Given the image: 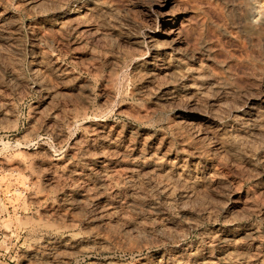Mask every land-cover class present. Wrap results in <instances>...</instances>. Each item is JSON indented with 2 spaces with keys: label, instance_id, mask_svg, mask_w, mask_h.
Wrapping results in <instances>:
<instances>
[{
  "label": "rangeland",
  "instance_id": "1",
  "mask_svg": "<svg viewBox=\"0 0 264 264\" xmlns=\"http://www.w3.org/2000/svg\"><path fill=\"white\" fill-rule=\"evenodd\" d=\"M1 1H0L1 8L3 7L2 9H4L7 7L6 10L7 9L9 10V11L7 10L8 13L10 15L13 13L11 16L18 22V23L16 22V24L18 26L17 28L18 29L21 28L20 32H18L20 41H22L23 43L25 42V44L30 43L31 45H34V46L36 44H38L35 46V48L37 47L38 51H41V52H43L45 50L44 52L46 54H48L49 56H51V58L52 57L56 58L55 56L57 55L56 59L58 60V58H59L58 62L60 64V70L59 71L61 73V76L54 75L55 76L54 77L53 75L49 74L50 76H52V77H50L47 74L44 76L45 79H43V82H42L43 84H41L42 86H35L33 83L36 79H34L35 75L30 71V62H29L30 61V59H29L30 55H29V53H23L20 56V58L21 57L22 58L20 59L21 61H20L19 68L21 70H23V72L20 71L21 78L24 75V78L20 80V82L22 81L21 83L19 82L17 84H14V81L10 80V78L8 76H6L7 74L4 72H1V75H0V77L2 79V80L0 79V82H1L0 84H2V85H0V91H1L0 95H2V96H0V105H1L0 106L1 107L0 108V125H1L0 127L4 126V127H2L3 130H2V128H0V264H22V263L24 264V257H25V255H27V253L29 251H31L30 248L33 249L36 246H40L47 239H64L67 235H69L71 233H81L82 231L83 232L87 231V229L89 228V225H91L92 218L94 217L95 211H94V207L92 206V204H90V206H89V204H87V205L82 204L80 207V205L74 201V203L72 204L73 206L71 208H69L63 201L64 196L68 193V190H70V189H71L70 190L71 196L74 198V200H76V198H78L76 194L78 192H81V190L87 186L86 183H88V182L83 181V183H81V184H77V183L72 184L69 182L66 183L64 181H60V179H58V178L55 180L54 175H52V174H54V172L49 173L52 170H50V171L48 170V172H47V169H45V171H44V169H42V168H39L38 170H36L34 168L35 164L38 163V161L41 163L42 162H48V161H50L51 157H52L51 161L56 160L58 162L65 161V158H66V160H70V159H72V157L76 158V159H82L83 153L81 152V147L86 143V140L88 141L91 139L90 127L92 124L96 123L97 121L105 123V124H109V125L112 124L110 126H115L117 131H119L120 135L123 136L124 139L128 138L129 135H127V133L130 132V130L133 132L139 130L140 133L142 131L143 132L145 131L144 132L145 134H148L150 132H152V133L153 132H162V133L164 132V133H166L167 137L170 135L168 137V139L171 140V142L173 140L176 141L177 135H181V137L184 136L182 133L181 127L179 129H174L171 126L173 121H174L173 116L175 114L177 115L178 111L171 109V108H168V107L167 108L165 107V109L164 108H157V110L154 109L155 111L154 110L152 111L150 109L151 110L150 112L147 111L149 109L150 105L153 103V99H151L150 97H146L145 95H144L145 97L144 96L141 97L142 95L137 94L136 93L137 89L141 88L140 87L141 82L140 81H133L134 79L132 78V68L134 65L133 63L137 62L139 60H146L147 59L146 57L148 56V52L146 53L144 48H146L148 46L147 45L148 38L153 34L158 35L161 32H163L164 27L166 26V24H165L166 21L170 20L171 17H176L177 21L179 20L180 24L183 27V28H181L180 31L182 32L181 38L183 37L182 38L183 43L185 44L183 46L184 47L186 46L185 48L184 47L183 48H184V50L187 49L185 52L190 56L195 55L194 56L195 59L191 60L189 63L191 65L194 64L195 66H196V64H199L200 62L205 64L207 61V58L205 55H209L210 53H212V54H210L211 60L213 59L211 62L212 67L215 69L216 72H218L219 75L226 76L228 74L227 77H229V79L232 81V83L234 85L239 86V88L241 90V95L239 96V100H240V98H242V99L244 98L243 100L246 99V102L248 101L246 103L245 101H243L241 99L240 101L242 103L239 102L238 108H235V106L232 105V103L228 104V106L226 108V110H228V111H226L227 113H225V115L223 117L224 121H222V123H223L222 125L224 127L230 126L231 122L232 123L234 122V116L239 114L240 109H243L244 107L248 106L249 103L252 102L251 100H253L255 98L260 100L262 106L264 107V105H263L264 104V0H245L243 2H242V0H240V2H242V3H240L239 0H105V1L101 0L100 3L102 4V2H103L102 6H104L106 8V9L105 8L103 9L106 16H112L113 17V15L115 13L114 16H116L118 18L117 19V18L113 17V20H115L114 21L115 24H119V22H120L119 25H121V24L123 25V26L122 25L120 26V29L116 28V30H119V31L115 30L113 33V32H109V31L105 30L102 26L101 27L103 29L100 27L102 22L104 24V17H103V16H105L104 14H103V16L97 17L98 20L96 19V16H91V17L86 16V18L90 17L89 19L87 18L88 19L87 21H88L89 25H91L90 27L92 28V31L94 30L93 33L91 32L89 35L88 34L87 35L83 34L82 36L80 35L81 40L79 43H77L72 38V34H70V33H66V34L60 33V35H58L59 34L58 32H53V34H52V32L51 33L47 32L48 34H46V36L48 35L47 39H48V43L50 45H48V44L45 45L43 43L40 44L39 42H37L35 35L31 32V30L29 28V26L37 25L38 17L36 15L26 13V12L22 11V9H15V7L21 3V0H19V1L18 0L17 1L16 0H11V1L10 0H8V1L1 0ZM67 2H69V1H67ZM12 3H14L13 5L15 7L12 5ZM88 3H89L88 1L85 2V4H88ZM3 4H5V5H3ZM11 6H13V7H11ZM112 7H113V9H112ZM13 8L16 11H14ZM20 12H21V14H18ZM173 14H174V16H173ZM28 15H29V17H28ZM180 16H182V17H180ZM121 17H122V19H121ZM30 18H32V19H30ZM168 18H170V19H168ZM90 19H91V21H90ZM181 19H183V21ZM117 21H118V23H117ZM261 22L263 25L261 24ZM20 23H22V24H20ZM259 23H260V25L255 30H253L252 28L250 29V27L253 24H259ZM22 25H23V27L24 26L25 27L23 28ZM96 25H98V26H96ZM125 25H127V26L125 27ZM188 25H189V27H188ZM221 26H223L225 29L224 28L222 29ZM247 27H249V28H247ZM25 28H26V30H25ZM185 28H187V29L185 30ZM227 28H229L230 30L229 29L227 30ZM121 30H123V33ZM127 30H129V31H127ZM183 30H185V31H183ZM24 31L26 33L28 31V33L26 34ZM99 31L102 33H100ZM230 31H231V33H230ZM126 32H128V34ZM185 32H186V35H185ZM41 33L44 35V32H40V34ZM134 33H136V34L134 35ZM208 33H209V35H205ZM38 34H39V31H38ZM69 34H70V37L68 38ZM95 34L97 36H95ZM99 34H102V35L104 34L105 37L102 35H99ZM112 35H114V36H112ZM109 36H111L110 37L111 40L109 39ZM124 36H125V38H129V37H131V38H129V41L126 42ZM27 37H28V39H27ZM32 37H33V39H31ZM21 38H23L24 40ZM208 38H209V40H208ZM62 39H63V41H62ZM131 39H133L134 41ZM30 40H33V41H30ZM103 40H105V41H103ZM112 40H115V41L112 42ZM135 40L136 41L139 40V41L135 42ZM211 40H213V41L210 42ZM57 41H58V43H57ZM98 41L101 42V45ZM116 42H117L118 46L116 45ZM65 44L66 45L68 44V46H66ZM81 44H83V45H81ZM107 44L109 45L108 47H107ZM189 44H191V45H189ZM74 45H76L77 48ZM90 45H91V47H90ZM110 45H112L114 48ZM130 45L132 48L130 47ZM193 45H194V47H196L195 49L193 48ZM45 46L46 47L52 46L53 48L52 47L46 48ZM143 46H144V48H143ZM37 48H36V50H37ZM50 48H52V49H50ZM91 48L93 49V51ZM96 48H97V50H96ZM125 48L128 50L126 51ZM189 48L192 49L193 51L189 52L190 51ZM203 48H206V50ZM210 48H211V50H210ZM47 49L52 50V52L51 51L49 52ZM74 49H75V51H74ZM207 49H209V50L207 51ZM216 49H218V50H216ZM94 50L97 52H95ZM98 50L99 51L101 50L102 52L101 51L99 52ZM111 50L113 51L112 53H111ZM115 50L116 51L118 50V52H116ZM72 51H74L75 53ZM132 51L134 53L133 55L131 53ZM138 51H140V52H138ZM53 52H55V54ZM125 52H126V55H125ZM201 52H203V53H201ZM93 53H95L96 56L95 55L93 56ZM27 54H28V56H27ZM110 54H112V55H110ZM115 54H116V56H115ZM121 54H123V55H121ZM128 54L129 55L131 54L133 57L131 55L129 56ZM200 54H201V56H200ZM89 55H91L92 57ZM97 55H99L100 57ZM212 55H213V58H212ZM23 56H24V58H23ZM120 56H123V57H120ZM126 56H127L128 60L130 57L129 61L127 60ZM94 57H95V59H93ZM97 57H99V58H97ZM109 57L111 58L110 60H109ZM118 57H120L119 58L120 60L118 59ZM90 58H92V59H90ZM121 58L122 59L124 58L123 59L124 61ZM202 58H204L206 60L202 61ZM78 59H80V60H78ZM125 59H126V61H125ZM121 61H123L122 62L123 64L121 63ZM221 61H224V63H222ZM213 62H215V64ZM116 63H118V64H116ZM85 64H88V65H85ZM28 65H29V68H28ZM117 65H119V66H117ZM232 66H234V67L232 68ZM118 67H120V68H118ZM66 68H68V69H66ZM117 68H118V70H117ZM24 69L26 70V72ZM113 69L115 70V72ZM223 69H225L224 70L225 72L223 71ZM69 70H71V72ZM108 70L111 72H109ZM29 71H30V73H29ZM63 71H65V72H63ZM233 71H236V72H233ZM232 73L234 76L232 75ZM2 74H3V76H2ZM62 74H64V75H62ZM240 74H241V76H239ZM29 76H31V77H29ZM46 76L48 78H46ZM71 76L74 77V78L72 77L73 78L72 80L70 79ZM230 76H231V78H230ZM49 78H51L52 80ZM55 78H57V79H55ZM24 79H27V80H24ZM129 79H131V80H129ZM10 81H12V82H10ZM131 81H132V83H131ZM31 84L33 86H31ZM60 84H62V85H60ZM84 84H86V85H84ZM241 84H243V85H241ZM4 85L5 86L7 85V87H5ZM131 86L134 88H132ZM4 87H5V89H4ZM11 87H13V88H11ZM21 87H22V90L20 89ZM242 87H244V88H242ZM25 88L28 90H26ZM35 88L37 89V91ZM1 89H3V91ZM23 89H25V90H23ZM83 89H85V90H83ZM2 92H4V94ZM9 92H11V93H9ZM85 92H86V94H85ZM242 92L243 93L245 92L246 95L243 94ZM5 93H7V94H5ZM130 93H132V94L130 95ZM247 93H249V94H247ZM83 94L86 96H84ZM7 95L9 96V98ZM90 97H92V98H90ZM261 97H262V99H261ZM248 98H250V99H248ZM4 99H6V100L4 101ZM80 99H82V100H80ZM2 100L4 103L2 102ZM79 100H80V102H78ZM104 100H106V102ZM125 101H127V102H125ZM148 101H150V102H148ZM5 102L8 104H6ZM243 102H244V104H243ZM64 104H65V106H64ZM102 104H105V105H102ZM134 104H135V106H134ZM73 105H74V107H72ZM84 105L86 108L84 107ZM119 105L120 106L122 105V106L120 107ZM136 105H138L140 107L144 106L143 108H141V110L144 113L147 112L146 114L148 115V116L146 115V117L143 119L144 121L143 120L140 121L138 119H132V115H135V111H133V107H131V106L136 107ZM79 106H80V108H79ZM229 106L231 108H229ZM4 107H6V108H4ZM147 107H148V109H147ZM3 109L5 110V113H4ZM6 109L8 110V112ZM76 109L79 112L78 114H77ZM102 109L104 112L102 111ZM39 110H40V112H39ZM73 110L74 111L76 110V111L74 112ZM82 110L85 114L82 112ZM158 111H159V113H158ZM169 111L172 113L170 114ZM117 112H118V114H117ZM122 112L124 113V116L122 115L123 114ZM233 112H236V113H233ZM162 113H163V115H162ZM5 114L8 115V117H6L7 119L4 117ZM74 114H76V115H74ZM92 114H94V115H92ZM153 114H154V116H153ZM9 115L10 116L12 115V116L10 117ZM37 115H38V117L39 116L40 117L38 118ZM67 115H69V116H67ZM99 115H101V116H99ZM97 116H99L100 118H98ZM122 116H123V118H122ZM227 116H229L230 118L232 117V118L230 119ZM13 117H14V119H13ZM93 117H94V119H93ZM83 118H84V120H83ZM225 118L228 120H226ZM35 119H36V121H35ZM147 119H149V121ZM86 120H88V121H86ZM101 120H104V121H101ZM110 120L113 123H115V125ZM118 120H119V122H117ZM157 120H158V123H157ZM171 120H173V121H171ZM7 122H10V125ZM34 122H35V124H34ZM131 122H133V123H131ZM152 122H154L155 124ZM165 122L166 123L169 122L170 124L169 123L166 124ZM71 123L73 126L72 125L70 126ZM147 123L150 125H148ZM151 123L153 124L152 126H151ZM160 123H162V125ZM143 124H144V126H143ZM6 125H7V127L5 128ZM120 125H122V126H120ZM165 125H167V126H165ZM150 128H152V129L150 130ZM153 129L156 131H154ZM157 129H158V131H157ZM167 129H169V130L167 131ZM120 130H121V132H120ZM56 131H58V133H60L59 137H57L56 134H54ZM29 133L31 134V137H30ZM81 136H83V137H81ZM86 136L89 138H87ZM81 141H83V142L81 143ZM213 145L214 144H211L212 147H213ZM79 148H80V150H79ZM74 151H76V152H74ZM241 153L242 154L239 156L238 161H236L235 163L232 162L231 160H228V161H226L224 163H220V165H218L219 177H218L216 182H218L219 185L222 184L223 189L225 191V194L229 193L231 195V200H229V202L226 200L225 196H220V195L215 196V194H214L211 197L210 196H205V197L201 196L200 198H198L196 200H191L187 203H182L181 200L183 197V192H182V189L177 188L170 193L171 203H175L174 205L172 204L173 206L172 205L167 206V204H166V198L167 197H166L164 192H163V194L156 193V196H154L150 200V203L156 208L157 215L156 214H149L148 215L146 212V209H143V208L141 210H137V211H135L133 209L129 210V208L128 209L125 208L126 206L123 204L124 200H123L122 196H117L112 190H110V188H108V189L104 188L103 190L105 192L102 191L103 197L105 196L104 198H106L108 200L111 199L110 201L115 203V205L118 207V209L116 210L117 212H116L115 218H113V220L111 221L112 224L110 223L109 229H107L105 231L106 233H104V236L108 239L110 249L106 253H101V252H98L95 250L89 251L85 255H81V256H77V257L72 258L70 261V264H105L106 262H111V261H112V263L116 262V264H142L143 261H144L143 263L150 262V261L156 262L160 258L165 259V264H180L179 261H177L179 259L176 260V258L173 256V252L176 250V247L180 246L182 248L187 249L191 253L195 246H199V245L201 246L202 244H203L202 246L206 247L207 251L209 252L211 257L214 259V261L216 260V264H224L225 262L222 263L223 261L220 262V260H217V251L215 250V248L212 245H209V241H208L207 237H209L211 234H213L218 229H220L224 232H231L232 224H234V223H235L234 225L238 226L239 228L253 227L254 226L253 228L256 227V229H259L258 233H259V239L260 240H259L257 246L259 247L260 254L258 255V257L256 259L261 260V261L264 260V247H263L264 246V218H263L264 217V204H263L264 203V192H262L263 190L260 189L263 187V182H264V172H261V171H264V139H262L259 144L252 147V150L250 152L247 153V152L242 151ZM246 153H247V155H246ZM26 154L29 155L28 157H31V158H28ZM34 154H36V155H34ZM40 154H41V157L39 156ZM24 155H26V156H24ZM174 157H175V155L172 156V158H174ZM19 158H21V159L24 158V159L20 160ZM45 158H49V159H45ZM58 158H59V160H58ZM94 158H96V157L90 156V157H88L87 160L90 161V163H91L92 160L93 161L95 160ZM209 158H211V156H209ZM259 158H263V159H259ZM89 159H91V160H89ZM26 160H28V161H26ZM210 160L212 161V159H210ZM24 162H25V164H24ZM34 162H35V164H34ZM8 164H9V166H8ZM28 164L30 165V167L28 166ZM31 164H33V165H31ZM10 165L12 167H10ZM31 166H33V167H31ZM14 167H16V168H14ZM28 167L31 169H29ZM23 169H25V170L23 171V173H21ZM26 170L27 171L29 170V171L27 172ZM220 170H222V171H220ZM40 171L43 173H41ZM220 172H221V174H220ZM251 172L254 173V174L252 173L253 174L252 176H251ZM28 173H30V174H28ZM32 173H34V174L32 175ZM226 173L228 174L227 176H226ZM261 173H262V175H261ZM48 174H49V176H48ZM20 175L24 176V177H21ZM248 175H250V176H248ZM33 176L35 177V179ZM37 176H39V177H37ZM51 176H53V177H51ZM121 176L122 175L119 174V172L116 174H113V177H116V178L120 177V179L124 180V181L120 180V182L117 186V189L119 190V194L126 193L129 189V186L131 185L130 184L131 182L129 183V181H131L130 179H128V178L125 179L124 176L123 177H121ZM98 177H99V175H92L91 179L89 180L91 186H94V187L96 185L98 186V184L100 183V177L99 178ZM37 178H39V180ZM116 178H114V179H116ZM42 179H44V180H42ZM227 179L229 182L227 181ZM255 179H257V180H255ZM36 180H37V182H36ZM22 181H23V183H22ZM20 182L22 184H20ZM35 182L38 185H36ZM93 182H94V184H93ZM53 183H55V184L58 183V184H56V187H55V185H53ZM225 183H226V185H225ZM82 184H84L83 187H82ZM31 185L33 187H31ZM65 185H67V186L69 185V186L66 187ZM49 186L53 189H51ZM41 187L42 188L45 187V190L42 189ZM26 188H28V189H26ZM40 188L42 189V191H40ZM14 189L17 190L18 195H19V192H22V193H20L22 195L18 196L16 194V190H14ZM32 189H33V191H32ZM238 190H239V192H238ZM258 190H259V192H258ZM11 191H13V194L11 193ZM231 191H233L234 193ZM61 192H63V193H61ZM32 193H33V195H31ZM46 193H48L49 195H46ZM59 193H60V195H59ZM233 194H234V196H232ZM253 194H254V196H252ZM28 195L30 198L28 197ZM34 195H39V196H44V197L46 196V197H45V199H44V197H42V199H41L42 203L41 202L39 203V202H36L34 199L32 200ZM50 195L52 198L50 197ZM55 197L57 200L55 199ZM139 197L140 198L143 197L141 200L144 202H146L148 200V198L145 197V195L139 194ZM238 197H240V198H238ZM251 197H254V198H251ZM47 199H48V201H46ZM233 199H235V200H233ZM233 201H235V202H233ZM260 201H261V203H260ZM60 202H61V204H60ZM153 202H154V204H153ZM215 202H217V203L215 204ZM224 202L226 203V205ZM36 203H37V205H35ZM56 203L59 205H57ZM24 204L26 207H24ZM53 204H54V207H52ZM244 205H246V206H244ZM211 206H213V207H211ZM242 206H244L245 208ZM49 208L52 210L56 209V210H54V212L55 213L58 212L59 214L56 213V215H54L52 217L48 216V218H49L48 219L47 216L45 214H43V212L45 210H48ZM172 208H173V210L175 209L174 211L176 213L172 210ZM82 209H84V210H82ZM254 209L257 210L258 212L257 211L255 212ZM35 210H37V211H35ZM233 210H234V212H233ZM194 211H196V212H194ZM237 211H238V213H237ZM36 212H38V213H36ZM144 212H145V215L143 214ZM207 212L211 213V214L209 215ZM239 212H240V214H239ZM251 212H253V213H251ZM201 213H202V215H201ZM84 214H86L87 216ZM194 214L196 216H194ZM129 215H130V218H127V217H129ZM151 215H152V217H151ZM158 215H163V219H164L163 222L165 223V224L163 223L164 224L163 226L158 225L159 223H158L157 218H156V217H158ZM226 215H227V217H226ZM10 216H11V218H10ZM37 216H39V217H37ZM145 216H146V218H145ZM79 217L81 220L78 219ZM137 217H139V218H137ZM214 217H215V220H214ZM241 217H243V218H241ZM132 218H134V219H132ZM90 219H91V221L89 222ZM170 219H172V221ZM236 219H238L239 221H237ZM40 220L46 221L48 226L50 224L52 225L53 223L54 224L55 223H61L63 225H70L72 222H73V226H70V227H68L65 230H62L60 232H53L50 228H47L48 226L44 227V228L37 226L38 225L37 222H39ZM114 220H115V223L113 222ZM131 220H132V222H130ZM210 220L213 222H211ZM122 221L124 223H122ZM144 221H146L148 223L143 224ZM154 221H155V223H154ZM205 221H206V223H205ZM242 221H243V223H242ZM6 222H7V224H6ZM197 222H199V223H197ZM117 223H118V225H117ZM156 223H158L157 226H156ZM75 224L77 227L74 226ZM84 224H86V225H84ZM119 224H122V225H119ZM130 225H131V227H130ZM257 225H258V227H257ZM13 226H14V228H13ZM141 226H142V228H140ZM37 227H40V228H37ZM161 227H163V228H161ZM226 230H228V231H226ZM114 231H115V233H114ZM34 232H35V234H34ZM127 233L129 235H127ZM132 233L134 234V237L132 236L133 235ZM157 233L158 234L160 233V234L158 235ZM123 234H125V235H123ZM165 234H167L168 236ZM180 234H182V235H180ZM135 235H137V236H135ZM89 236L92 237V235H89ZM127 236L129 238H126ZM199 236H201V237H199ZM164 237H165V239H164ZM158 238H159V240H158ZM34 239H35V241H34ZM121 239H122V241H121ZM24 240H26V241H24ZM165 240L167 241V243ZM133 241H136V242H133ZM24 242L25 243L27 242V243L25 244ZM30 242L32 245L30 244ZM148 242H149V244H148ZM118 243H120L121 245ZM23 244H24V246H23ZM25 245H26V247H25ZM123 245L126 247H124ZM138 248H140L141 250ZM161 250H162V252H161ZM124 252H125V254H124ZM163 253H164V255H163ZM170 253H171V255H170ZM134 261H136V262H134ZM137 261H138V263H137ZM228 263L229 264H236L233 260H231L225 264H228Z\"/></svg>",
  "mask_w": 264,
  "mask_h": 264
},
{
  "label": "bare ground",
  "instance_id": "2",
  "mask_svg": "<svg viewBox=\"0 0 264 264\" xmlns=\"http://www.w3.org/2000/svg\"><path fill=\"white\" fill-rule=\"evenodd\" d=\"M1 1V0H0ZM8 1V0H6ZM11 1V0H10ZM17 1V0H16ZM19 1V0H18ZM69 1V2H67ZM89 2L85 4V2ZM101 0H21V3L15 7V9H22V11L26 13H30L36 15L38 17L37 25L29 26L31 32L35 35L36 41L40 44H48V39L46 34L47 32L53 34V32L60 33H70L72 34V38L79 43L81 40L80 35L90 34L92 28L88 23V19L91 16L104 17V24L100 25L105 30L109 32H113L117 29H120L119 24H115V20L113 17L117 18L114 13L112 16H106L104 12V6L100 3ZM105 1V0H102ZM245 0H242V2ZM2 2V1H1ZM5 2V1H4ZM237 2V1H236ZM240 2V0H239ZM240 2V3H242ZM9 3V2H8ZM11 3V2H10ZM105 3V2H104ZM106 4V3H105ZM5 5V4H3ZM8 5V4H7ZM11 5V4H10ZM239 5V4H238ZM11 6V7H13ZM106 6V5H105ZM235 6V5H234ZM241 6V5H240ZM9 7V6H8ZM239 7V6H238ZM3 8V7H2ZM0 6V75L1 72L6 73L10 80L14 81V84L20 82L21 74L20 71L23 72L19 68L20 65V56L23 53H29L30 55V71L35 75L36 79L34 81L35 86H42L43 79H45V75H57L61 76L60 73V64L58 62L57 55L56 58H51L44 51L36 50V44L31 45L25 44L20 41L19 34L21 28H17L16 20L8 13L6 8L2 9ZM108 8V7H107ZM115 8V7H114ZM172 8V7H171ZM236 8V7H235ZM106 9V8H105ZM113 9V7H112ZM14 10V8H13ZM172 10V9H171ZM16 11V10H14ZM21 11V10H20ZM119 11V10H118ZM169 11V10H168ZM11 12V11H10ZM13 12V11H12ZM18 12V11H17ZM171 12V11H170ZM15 13V12H14ZM112 13V12H111ZM119 13V12H118ZM16 14V13H15ZM18 14H21L18 13ZM108 14V13H107ZM111 15V14H110ZM121 15V14H120ZM166 15V14H165ZM23 16V15H22ZM31 16V15H30ZM86 16H90L88 19ZM119 16V15H118ZM170 16V15H169ZM174 16V14H173ZM27 17V16H26ZM29 17V15H28ZM182 17V16H180ZM21 18V17H20ZM19 18V19H20ZM34 18V17H33ZM93 18V17H92ZM91 18V19H92ZM25 19V18H24ZM27 19V18H26ZM32 19V18H30ZM29 19V20H30ZM90 19V21H91ZM101 19V18H100ZM118 19V18H117ZM122 19V17H121ZM167 19V18H166ZM170 19V18H168ZM28 20V19H27ZM98 20V19H97ZM103 20V19H102ZM183 21V19H181ZM19 21V20H18ZM34 21V20H33ZM120 21V20H119ZM181 21V22H182ZM124 22V21H123ZM18 23V22H17ZM28 23V22H27ZM118 23V21H117ZM22 24V23H20ZM24 24V23H23ZM34 24V23H33ZM93 24V23H92ZM97 24V23H96ZM166 26L164 27V31L160 34L151 35L147 40V47L145 49L146 53L148 52V56L146 60H139L134 62L132 68V78L133 81H140L141 88L137 89V94L144 95L146 97H150L153 99V103L150 105L149 109L147 107V111H153L157 108H171L177 112L173 116L172 127L174 129L182 128L183 137L181 135L176 136V141L168 139L166 133L162 132H150L145 134L143 131L140 133L139 130L131 131L127 133L128 138L124 139L123 136L120 135L119 131H117L115 126H110L112 124H105L97 121L92 124L90 127V140H86V143L81 147V152L83 153L82 159L73 158L70 160H66L63 162L58 161H50L48 162H39L35 164V169L39 168L52 170L49 173L54 172V179H60V181L69 182V183H77L81 184L83 181H87L88 183L81 192H78L76 195L78 198L74 200V198L70 194V190L64 196V203L71 208L74 203H78L81 205L92 204L94 207V217L89 220L91 221V225L87 231H82L81 233H71L67 235L64 239H47L40 246H36L33 249L30 248L31 251L27 253L24 257V264H70L72 258L85 255L87 252L95 250L101 253H106L109 248L108 239L104 236V233L107 229H109L110 223L115 218L116 210L118 207L112 201L103 197V189L110 188L117 196H122L123 204L126 206L125 208L133 209L135 211L146 209L147 214H156V208L150 203V200L156 196V193L163 192L166 195V204L167 206L174 205L175 203H171L170 193L177 188L182 189L183 197L181 202L187 203L191 200H196L201 196H212L215 194L220 196H225L226 200L229 202L231 200V195L229 193L225 194L222 184L219 185L217 181L219 177V168L218 165L220 163H224L228 160L232 162H236L239 159V156L242 154L241 152H250L252 147L259 144L262 139H264V107L261 104V101L258 99L251 100L248 106L239 110V114L234 116V122H231V125L228 127H224L222 124L223 117L225 113H227L226 108L228 104L232 103L235 108H238L239 96L241 95V90L239 86L234 85L229 77L219 75L218 72L211 65V56L205 55L207 61L205 64L199 63L196 66L191 65L189 62L194 60V56L188 55L184 50L183 45V37L181 38V28L179 20L177 21L176 17H171L170 20L166 21ZM185 24V23H184ZM183 24V25H184ZM262 24V22H261ZM29 25V24H28ZM27 25V26H28ZM99 25V24H98ZM96 25V26H98ZM186 25V24H185ZM249 25V24H248ZM259 24H253L252 28L255 30ZM263 25V24H262ZM123 26V25H122ZM127 25H125L126 27ZM225 26V25H224ZM234 26V25H233ZM23 27V25H22ZM25 27V26H24ZM23 27V28H24ZM101 27V28H102ZM189 27V25H188ZM187 27V28H188ZM222 29L224 28L221 26ZM28 28V27H27ZM102 28V29H103ZM128 28V27H127ZM185 28V30L187 29ZM249 28V27H247ZM261 28V27H260ZM225 29V28H224ZM229 28H227L228 30ZM26 30V28H25ZM98 30V29H97ZM100 30V29H99ZM104 30V31H105ZM136 30V29H135ZM183 30V31H185ZM230 30V29H229ZM249 30V29H248ZM258 30V29H257ZM39 31V34H38ZM119 31V30H116ZM123 33V30H121ZM129 31V30H127ZM162 31V30H161ZM22 32V31H21ZM25 32V31H24ZM30 32V31H29ZM30 32V33H31ZM40 32H44V35ZM100 32V31H99ZM98 32V33H99ZM125 32V31H124ZM134 32V31H133ZM137 32V31H136ZM160 32V31H159ZM188 32V31H187ZM228 32V31H227ZM26 33V32H25ZM28 33V31H27ZM26 33V34H27ZM96 33V32H95ZM102 33V32H100ZM104 33V32H103ZM107 33V32H106ZM112 33V34H113ZM116 33V32H115ZM119 33V32H118ZM128 34V32H126ZM189 33V32H188ZM231 33V31H230ZM64 34V35H65ZM70 34L68 38L70 37ZM97 34V33H96ZM95 34V36H97ZM109 34V33H108ZM120 34V33H119ZM125 34V33H124ZM133 34V33H132ZM136 33H134L135 35ZM55 35V34H54ZM93 35V34H92ZM102 35V34H99ZM122 35V34H121ZM133 35V36H134ZM186 35V32H185ZM205 35H209L205 34ZM21 36V35H20ZM24 36V35H23ZM67 36V35H66ZM91 36V35H90ZM104 36V34L102 35ZM114 36V35H112ZM127 36V35H126ZM129 36V35H128ZM189 36V35H188ZM192 36V35H191ZM234 36V35H233ZM61 37V36H60ZM105 37V36H104ZM111 36H109L110 39ZM116 37V36H115ZM195 37V36H194ZM232 37V36H231ZM34 38V39H35ZM53 38V37H52ZM63 38V37H62ZM86 38V37H85ZM90 38V37H89ZM107 38V37H106ZM125 38V36H124ZM131 38V37H129ZM129 38H125V41H129ZM136 38V37H135ZM138 38V37H137ZM196 38V37H195ZM234 38V37H233ZM23 39V38H21ZM28 39V37H27ZM26 39V40H27ZM33 39V37L31 38ZM67 39V38H66ZM71 39V38H70ZM72 39V40H73ZM94 39V38H93ZM96 39V38H95ZM101 39V38H100ZM103 39V38H102ZM198 39V38H197ZM201 39V38H200ZM24 40V39H23ZM108 40V39H107ZM111 40V39H110ZM123 40V39H122ZM121 40V41H122ZM133 40V39H131ZM187 40V39H186ZM194 40V39H193ZM196 40V39H195ZM199 40V39H198ZM202 40V39H201ZM200 40V41H201ZM209 40V38H208ZM29 41V40H28ZM33 41V40H30ZM51 41V40H50ZM55 41V40H54ZM63 41V39H62ZM86 41V40H85ZM90 41V40H89ZM92 41V40H91ZM95 41V40H94ZM93 41V42H94ZM105 41V40H103ZM115 40H112L114 42ZM117 41V40H116ZM119 41V40H118ZM124 41V40H123ZM134 41V40H133ZM139 41V40H138ZM135 40V42H138ZM192 41V40H191ZM211 40L210 42H212ZM84 42V41H83ZM92 42V43H93ZM99 42V41H98ZM125 42V43H126ZM132 42V41H131ZM134 42V43H135ZM187 42V41H186ZM193 42V41H192ZM199 42V41H198ZM206 42V41H205ZM209 42V43H210ZM215 42V41H214ZM36 43V42H35ZM58 43V41H57ZM66 43V42H65ZM85 43V42H84ZM87 43V42H86ZM101 45V42H99ZM121 43V42H120ZM196 43V42H195ZM39 44V45H40ZM42 44V45H43ZM70 44V43H69ZM95 44V43H94ZM109 44V43H108ZM107 44V47L109 46ZM115 44V43H114ZM128 44V43H127ZM139 44V43H138ZM146 44V43H145ZM187 44V43H186ZM192 44V43H191ZM189 44V45H191ZM201 44V43H200ZM57 45V44H56ZM55 45V46H56ZM66 45V44H65ZM79 45V44H78ZM83 45V44H81ZM89 45V44H88ZM99 45V46H100ZM103 45V44H102ZM117 45V42H116ZM120 45V44H119ZM125 45V44H124ZM144 45V44H143ZM188 45V46H189ZM198 45V44H197ZM205 45V44H204ZM203 45V46H204ZM44 46V45H43ZM54 46V45H53ZM68 46V44L66 45ZM76 48L77 46L74 45ZM97 46V45H96ZM112 46V45H110ZM118 46V45H117ZM134 46V45H133ZM201 46V45H200ZM206 46V45H205ZM204 46V47H205ZM209 46V45H208ZM213 46V45H212ZM46 47V46H45ZM52 47V46H48ZM46 47V48H48ZM79 47V46H78ZM84 47V46H83ZM87 47V46H86ZM91 47V45H90ZM102 47V46H101ZM106 47V46H105ZM113 47V46H112ZM122 47V46H121ZM131 47V45H130ZM184 47V48H183ZM199 47V46H198ZM210 47V46H209ZM208 47V48H209ZM217 47V46H216ZM53 48V47H52ZM50 48V49H52ZM56 48V47H55ZM72 48V47H71ZM80 48V47H79ZM103 48V47H102ZM114 48V47H113ZM116 48V47H115ZM132 48V47H131ZM137 48V47H136ZM142 48V47H141ZM140 48V49H141ZM193 48L195 49L196 47ZM68 49V48H67ZM82 49V48H81ZM85 49V48H84ZM92 49V48H91ZM106 49V48H105ZM110 49V48H109ZM126 49V48H125ZM124 49V50H125ZM190 49V48H189ZM188 49V50H189ZM199 49V48H198ZM202 49V48H201ZM206 50V48H203ZM215 49V48H214ZM41 50V49H40ZM48 50V49H47ZM46 50V51H47ZM55 50V49H54ZM72 50V49H71ZM78 50V49H77ZM76 50V51H77ZM97 50V48H96ZM122 50V49H121ZM128 49H126L127 51ZM130 50V49H129ZM133 50V49H132ZM209 49H207L208 51ZM211 50V48H210ZM213 50V49H212ZM218 50V49H216ZM49 52L52 50H48ZM56 51V50H55ZM75 51V49H74ZM72 51V52H74ZM79 51V50H78ZM77 51V52H78ZM89 51V50H88ZM93 51V49H92ZM95 51V50H94ZM99 51V50H98ZM101 51V50H100ZM99 51V52H100ZM106 51V50H105ZM116 51V50H115ZM123 51V50H122ZM134 51V50H133ZM131 52L132 55L134 54ZM143 51V50H142ZM193 51L190 49L189 52ZM198 51V50H197ZM196 51V52H197ZM203 51V50H202ZM221 51V50H220ZM76 52V53H77ZM87 52V51H86ZM97 52V51H95ZM102 52V51H101ZM113 51L111 50V53ZM118 52V50L116 51ZM115 52V53H116ZM120 52V51H119ZM136 52V51H135ZM140 52V51H138ZM206 52V51H205ZM55 54V52H53ZM75 53V52H74ZM122 53V52H121ZM124 53V52H123ZM195 53V52H194ZM198 53V52H197ZM203 53V52H201ZM209 53V52H208ZM207 53V54H208ZM57 54V53H56ZM87 54V53H86ZM91 54V53H90ZM100 54V53H99ZM102 54V53H101ZM104 54V53H103ZM109 54V53H108ZM107 54V55H108ZM136 54V53H135ZM141 54V53H140ZM144 54V53H143ZM142 54V55H143ZM150 54V55H149ZM192 54V53H191ZM60 55V54H59ZM84 55V54H83ZM95 53H93V56ZM106 55V54H105ZM112 55V54H110ZM118 55V54H117ZM123 55V54H121ZM126 55V52H125ZM129 55V54H128ZM131 55V54H130ZM129 55V56H130ZM131 55V56H132ZM216 55V54H215ZM218 55V54H217ZM222 55V54H221ZM25 56V55H24ZM23 56V58H24ZM28 56V54H27ZM91 56V55H89ZM96 56V55H95ZM99 56V55H97ZM116 56V54H115ZM128 56V57H129ZM197 56V55H196ZM201 56V54H200ZM220 56V55H219ZM59 57V56H58ZM92 57V56H91ZM100 57V56H99ZM97 57V58H99ZM103 57V56H102ZM105 57V56H104ZM112 57V56H111ZM123 57V56H120ZM118 57V59L120 58ZM133 57V56H132ZM144 57V58H145ZM215 57V56H214ZM107 58V57H106ZM127 58V56H126ZM143 58V57H142ZM198 58V57H197ZM213 58V55H212ZM89 59V58H88ZM92 59V58H90ZM95 59V57L93 58ZM102 59V58H101ZM104 59V58H103ZM111 58L109 57V60ZM122 59V58H121ZM124 59V58H123ZM122 59V60H123ZM27 60V59H26ZM80 60V59H78ZM120 60V59H119ZM128 60V58H127ZM130 60V57H129ZM128 60V61H129ZM200 60V59H199ZM206 60L202 58V61ZM61 61V60H60ZM86 61V60H85ZM94 61V60H93ZM96 61V60H95ZM98 61V60H97ZM101 61V60H100ZM99 61V62H100ZM103 61V60H102ZM115 61V60H114ZM118 61V60H117ZM124 61V60H123ZM121 61V63L123 62ZM126 61V59H125ZM218 61V60H217ZM28 62V63H29ZM62 62V61H61ZM84 62V61H83ZM90 62V61H89ZM110 62V61H109ZM113 62V61H112ZM120 62V61H119ZM220 62V61H219ZM224 63V61H221ZM63 63V62H62ZM86 63V62H85ZM91 63V62H90ZM215 64V62H213ZM110 64V63H109ZM118 64V63H116ZM123 64V63H122ZM132 64V63H131ZM22 65V64H21ZM88 65V64H85ZM219 65V64H218ZM229 65V64H228ZM233 65V64H232ZM23 66V65H22ZM113 66V65H112ZM119 66V65H117ZM216 66V65H215ZM214 66V67H215ZM224 66V65H223ZM227 66V65H226ZM235 66V65H234ZM232 66V68L234 67ZM237 66V65H236ZM21 67V66H20ZM25 67V66H24ZM64 67V66H63ZM66 67V66H65ZM89 67V66H88ZM115 67V66H114ZM132 67V66H131ZM229 67V66H228ZM5 68V69H4ZM29 68V65H28ZM92 68V67H91ZM120 68V67H118ZM117 68V70H118ZM219 68V67H218ZM224 68V67H223ZM27 69V68H26ZM65 69V68H64ZM68 69V68H66ZM111 69V68H110ZM116 69V68H115ZM222 69V68H221ZM25 70V69H24ZM112 70V69H111ZM114 70V69H113ZM120 70V69H119ZM225 69H223L224 71ZM29 71V73H30ZM66 71V70H65ZM63 71V72H65ZM68 71V70H67ZM71 72V70H69ZM109 71V70H108ZM26 72V70H25ZM111 72V71H109ZM115 72V70H114ZM225 72V71H224ZM228 72V71H227ZM236 72V71H233ZM28 73V74H29ZM59 73V74H58ZM69 73V72H68ZM73 73V72H72ZM239 73V72H238ZM67 74V73H66ZM70 74V73H69ZM109 74V73H108ZM237 74V73H236ZM5 75V74H4ZM30 75V74H29ZM33 75V76H34ZM49 75V76H50ZM64 75V74H62ZM72 75V74H71ZM233 75V73H232ZM3 76V74H2ZM234 76V75H233ZM236 76V75H235ZM241 76V74L239 75ZM5 77V76H4ZM27 77V76H26ZM31 77V76H29ZM52 77V76H50ZM55 77V76H54ZM71 80L74 78H72ZM46 78H48L46 76ZM131 78V79H132ZM231 78V76H230ZM1 79V77H0ZM29 79V78H28ZM31 79V78H30ZM51 79V78H49ZM57 79V78H55ZM60 79V78H59ZM129 79V80H131ZM238 79V78H237ZM240 79V78H239ZM2 80V79H1ZM4 80V79H3ZM7 80V79H6ZM27 80V79H24ZM52 80V79H51ZM62 80V79H61ZM60 80V81H61ZM69 80V79H68ZM70 80V81H71ZM233 80V79H232ZM241 80V79H240ZM5 81V80H4ZM3 81V82H4ZM10 81V82H12ZM33 81V80H32ZM48 81V80H47ZM65 81V80H64ZM74 81V80H73ZM236 81V80H235ZM234 81V82H235ZM242 81V80H241ZM240 81V82H241ZM22 82V81H21ZM20 82V83H21ZM25 82V81H24ZM72 82V81H71ZM75 82V81H74ZM1 83V82H0ZM6 83V82H5ZM45 83V82H44ZM54 83V82H53ZM70 83V82H69ZM132 83V81H131ZM137 83V82H136ZM238 83V82H237ZM236 83V84H237ZM30 84V83H29ZM59 84V83H58ZM71 84V83H70ZM2 85V84H0ZM10 85V84H9ZM12 85V84H11ZM21 85V84H20ZM24 85V84H23ZM26 85V84H25ZM57 85V84H56ZM62 85V84H60ZM64 85V84H63ZM86 85V84H84ZM131 85V84H130ZM135 85V84H134ZM243 85V84H241ZM5 86V85H4ZM30 86V85H29ZM31 86H33L31 84ZM44 86V85H43ZM58 86V85H57ZM77 86V85H76ZM138 86V85H137ZM3 87V86H2ZM7 87V85L5 86ZM4 87V89H5ZM18 87V86H17ZM24 87V86H23ZM62 87V86H61ZM84 87V86H83ZM86 87V86H85ZM90 87V86H89ZM132 87V86H131ZM13 88V87H11ZM19 88V87H18ZM31 88V87H30ZM134 88V87H132ZM244 88V87H242ZM246 88V87H245ZM22 90V87L20 88ZM19 89V90H20ZM26 89V88H25ZM23 89V90H25ZM36 89V88H35ZM3 91V89H1ZM7 90V89H6ZM9 90V89H8ZM28 90V89H26ZM45 90V89H44ZM85 90V89H83ZM11 91V90H10ZM37 91V89H36ZM1 92V91H0ZM6 92V91H5ZM19 92V91H18ZM46 92V91H45ZM83 92V91H82ZM132 92V91H131ZM4 94V92H2ZM11 93V92H9ZM14 93V92H13ZM17 93V92H16ZM84 93V92H83ZM243 93V92H242ZM7 94V93H5ZM45 94V93H44ZM86 94V92H85ZM132 93H130L131 95ZM243 94L246 95L244 92ZM242 94V95H243ZM249 94V93H247ZM84 95V94H83ZM251 95V94H250ZM2 96V95H0ZM8 96V95H7ZM81 96V95H80ZM86 96V95H84ZM88 96V95H87ZM138 96V95H137ZM144 96V97H145ZM6 97V96H5ZM77 97V96H76ZM132 97V96H131ZM139 97V96H138ZM140 97V98H141ZM246 97V96H245ZM249 97V96H248ZM252 97V96H251ZM9 98V96H8ZM92 98V97H90ZM126 98V97H125ZM124 98V99H125ZM139 99V98H138ZM144 99V98H143ZM150 99V100H151ZM244 99V98H243ZM242 99V100H243ZM250 99V98H248ZM262 99V97H261ZM6 99H4L5 101ZM82 100V99H80ZM80 100L78 102H80ZM8 101V100H7ZM45 101V100H44ZM89 101V100H88ZM106 102V100H104ZM124 101V100H123ZM246 102V99L243 100ZM250 101V100H249ZM3 102V100H2ZM74 102V101H73ZM127 102V101H125ZM146 102V101H145ZM150 102V101H148ZM248 102V101H247ZM246 102V103H247ZM4 103V102H3ZM6 103V102H5ZM75 103V102H74ZM88 103V102H87ZM124 103V102H123ZM130 103V102H129ZM144 103V102H143ZM242 103V102H241ZM8 104V103H6ZM66 104V103H65ZM64 104V106H65ZM73 104V103H72ZM77 104V103H76ZM86 104V103H85ZM89 104V103H88ZM127 104V103H126ZM136 104V103H135ZM134 104V106H135ZM146 104V103H145ZM244 104V102H243ZM87 105V104H86ZM105 105V104H102ZM107 105V104H106ZM123 105V104H122ZM121 105V106H122ZM143 105V104H142ZM246 105V104H245ZM264 105V104H263ZM1 106V105H0ZM3 106V105H2ZM11 106V105H10ZM67 106V105H66ZM76 106V105H75ZM92 106V105H91ZM120 106V105H119ZM120 106V107H121ZM133 107V111H135V115H132V119L143 120L146 117L147 112H142L141 108L138 105ZM237 106V107H236ZM68 107V106H67ZM74 107V105L72 106ZM85 107V105H84ZM88 107V106H87ZM90 107V106H89ZM242 107V106H241ZM240 107V108H241ZM1 108V107H0ZM6 108V107H4ZM12 108V107H11ZM76 108V107H75ZM80 108V106H79ZM78 108V109H79ZM86 108V107H85ZM123 108V107H122ZM229 108H231L229 106ZM37 109V108H36ZM100 109V108H99ZM127 109V108H126ZM125 109V110H126ZM145 109V108H144ZM151 109V110H150ZM7 110V109H6ZM77 110V109H76ZM75 110V111H76ZM80 110V109H79ZM84 110V109H83ZM82 110V112H83ZM88 110V109H87ZM124 110V109H123ZM122 110V111H123ZM128 110V109H127ZM154 110V111H155ZM234 110V109H233ZM238 110V109H237ZM236 110V111H237ZM2 111V110H1ZM4 113L5 110L3 109ZM11 111V110H10ZM74 111V110H73ZM74 111V112H75ZM86 111V110H85ZM91 111V110H90ZM103 111V109H102ZM172 111V110H171ZM8 112V110H7ZM40 112V110H39ZM38 112V113H39ZM104 112V111H103ZM125 112V111H124ZM132 112V111H131ZM163 112V111H162ZM167 112V111H166ZM170 112V111H169ZM11 113V112H10ZM72 113V112H71ZM77 110V114H78ZM81 113V112H80ZM84 113V112H83ZM87 113V112H86ZM92 113V112H91ZM123 113V112H122ZM127 113V112H126ZM159 113V111H158ZM172 112H170L171 114ZM230 113V112H229ZM236 113V112H233ZM12 114V113H11ZM69 114V113H68ZM85 114V113H84ZM83 114V115H84ZM103 114V113H102ZM118 114V112H117ZM128 114V113H127ZM126 114V115H127ZM151 114V113H150ZM2 115V114H1ZM13 115V114H12ZM11 115V116H12ZM44 115V114H43ZM76 115V114H74ZM80 115V114H79ZM87 115V114H86ZM94 115V114H92ZM124 116V113L122 114ZM130 115V114H129ZM163 115V113H162ZM168 115V114H167ZM234 115V114H233ZM10 116V115H9ZM10 116V117H11ZM35 116V115H34ZM42 116V115H41ZM69 116V115H67ZM101 116V115H99ZM97 116L98 118H100ZM122 116V118H123ZM148 116V115H147ZM154 116V114H153ZM152 116V117H153ZM159 116V115H158ZM172 116V115H171ZM230 116V115H229ZM227 116V117H229ZM232 116V115H231ZM4 117H8V115H4ZM3 117V118H4ZM36 117V116H35ZM38 117V115H37ZM40 117V116H39ZM38 117V118H39ZM105 117V116H104ZM108 117V116H107ZM161 117V116H160ZM63 118V117H62ZM81 118V117H80ZM106 118V117H105ZM109 118V117H108ZM130 118V117H129ZM149 118V117H148ZM155 118V117H154ZM153 118V119H154ZM230 118V117H229ZM232 118V117H231ZM230 118V119H231ZM2 119V118H1ZM7 119V118H6ZM14 119V117H13ZM94 119V117H93ZM97 119V118H96ZM127 119V118H126ZM162 119V118H161ZM167 119V118H166ZM226 119V118H225ZM12 120V119H11ZM84 120V118H83ZM82 120V121H83ZM125 120V119H124ZM149 121V119H147ZM156 120V119H155ZM228 120V119H226ZM36 121V119H35ZM76 121V120H75ZM88 121V120H86ZM104 121V120H101ZM111 121V120H110ZM128 121V120H127ZM137 121V120H136ZM144 121V120H143ZM152 121V120H151ZM160 121V120H159ZM162 121V120H161ZM167 121V120H166ZM3 122V121H2ZM85 122V121H84ZM91 122V121H90ZM106 122V121H105ZM112 122V121H111ZM116 122V121H115ZM119 122V120L117 121ZM135 122V121H134ZM138 122V121H137ZM136 122V123H137ZM156 122V121H155ZM164 122V121H163ZM10 125V122H7ZM37 123V122H36ZM69 123V122H68ZM110 123V122H109ZM113 123V122H112ZM133 123V122H131ZM130 123V124H131ZM139 123V122H138ZM143 123V122H142ZM154 123V122H152ZM151 123V126L153 125ZM158 123V120H157ZM166 123V122H165ZM169 123V122H167ZM166 123V124H167ZM32 124V123H31ZM35 124V122H34ZM41 124V123H40ZM115 125V123H113ZM122 124V123H121ZM129 124V125H130ZM148 124V123H147ZM146 124V125H147ZM155 124V123H154ZM162 125V123H160ZM170 124V123H169ZM4 125V124H3ZM33 125V124H32ZM38 125V124H37ZM63 125V124H62ZM69 125V124H68ZM67 125V126H68ZM72 123L70 124V126ZM87 125V124H86ZM89 125V124H88ZM124 125V124H123ZM136 125V124H135ZM140 125V124H139ZM138 125V126H139ZM150 125V124H148ZM147 125V126H148ZM1 126V125H0ZM34 126V125H33ZM73 126V125H72ZM122 126V125H120ZM132 126V125H131ZM144 126V124H143ZM156 126V125H155ZM167 126V125H165ZM169 126V125H168ZM4 127V126H2ZM0 127V128H2ZM7 125L5 126V128ZM31 127V126H30ZM141 127V126H140ZM157 127V126H156ZM159 127V126H158ZM66 128V127H65ZM87 128V127H86ZM145 128V127H144ZM166 128V127H165ZM72 129V128H71ZM121 129V128H120ZM138 129V128H137ZM140 129V128H139ZM152 128H150L151 130ZM3 130V128H2ZM87 130V129H86ZM134 130V129H133ZM149 130V131H150ZM154 130V129H153ZM164 130V129H163ZM169 129H167L168 131ZM88 131V130H87ZM129 131V130H128ZM156 131V130H154ZM158 131V129H157ZM166 131V130H165ZM166 131V132H167ZM81 132V131H80ZM89 132V131H88ZM121 132V130H120ZM175 132V131H174ZM126 133V132H125ZM170 133V132H169ZM177 133V132H176ZM30 134V133H29ZM57 137L60 136V133L56 131ZM64 134V133H63ZM67 134V133H66ZM85 134V133H84ZM171 134V133H170ZM125 135V134H124ZM172 136V135H171ZM31 137V134H30ZM83 137V136H81ZM80 137V138H81ZM87 137V136H86ZM89 138V137H87ZM126 138V137H125ZM178 138V139H177ZM84 139V138H83ZM77 142V141H76ZM83 141H81L82 143ZM78 144V143H77ZM211 144H214L213 147ZM78 148V147H77ZM45 150V149H44ZM74 150V149H73ZM80 150V148H79ZM26 151V150H25ZM78 151V150H77ZM42 152V151H41ZM76 152V151H74ZM80 152V153H81ZM35 153V152H34ZM44 153V152H43ZM246 153V155H247ZM38 154V153H37ZM74 154V153H73ZM259 154V153H258ZM27 155V154H26ZM24 155V156H26ZM36 155V154H34ZM175 155L174 158L172 156ZM29 155H27L28 157ZM41 157V154L39 155ZM51 156V155H50ZM80 156V155H79ZM95 156V160L90 163L88 161V157ZM211 156V158H209ZM26 158V157H25ZM31 158V157H28ZM27 158V159H28ZM33 158V157H32ZM38 158V157H37ZM18 159V158H17ZM23 160L24 158H19ZM36 159V158H35ZM49 159V158H45ZM44 159V160H45ZM212 159V161L210 160ZM263 159V158H259ZM19 160V161H20ZM59 160V158H58ZM91 160V159H89ZM17 161V160H16ZM18 161V162H19ZM25 161V160H24ZM28 161V160H26ZM33 161V160H32ZM31 161V162H32ZM42 161V160H41ZM263 161V160H262ZM13 162V161H12ZM17 162V163H18ZM23 162V161H22ZM16 163V162H15ZM29 163V162H28ZM44 163V164H43ZM255 163V162H254ZM11 164V163H10ZM25 164V162H24ZM30 164V163H29ZM28 166L30 167V165ZM232 164V163H231ZM250 164V163H249ZM256 164V163H255ZM261 164V163H260ZM20 165V164H19ZM33 165V164H31ZM262 165V164H261ZM9 166V164H8ZM7 166V167H8ZM14 166V165H13ZM18 166V165H17ZM22 166V165H21ZM25 166V165H24ZM10 167H12L10 165ZM19 167V166H18ZM17 167V168H18ZM28 167V168H29ZM33 167V166H31ZM226 167V166H225ZM259 167V166H258ZM16 168V167H14ZM238 168V167H237ZM251 168V167H250ZM249 168V169H250ZM27 169V168H26ZM31 169V168H29ZM34 169V170H35ZM230 169V168H229ZM228 169V170H229ZM239 169V168H238ZM252 169V168H251ZM262 169V168H261ZM12 170V169H11ZM20 170V169H19ZM25 169L22 170L23 173ZM35 170V171H36ZM227 170V171H228ZM244 170V169H243ZM27 171V170H26ZM29 171V170H28ZM27 171V172H28ZM222 171V170H220ZM225 171V170H224ZM226 171V172H227ZM230 171V170H229ZM245 171V170H244ZM255 171V170H254ZM37 172V171H36ZM41 172V171H40ZM121 174L125 179H130L129 181V189L126 193L119 194V190L117 186L120 182V177H113V174L118 173ZM233 172V171H232ZM256 172V171H255ZM258 172V171H257ZM264 172V171H261ZM25 173V172H24ZM43 173V172H41ZM45 173V172H44ZM223 173V172H222ZM251 176L254 174H252ZM19 174V173H18ZM30 174V173H28ZM34 173H32L33 175ZM221 174V172H220ZM258 174V173H257ZM45 175V174H44ZM92 175H99L100 183L98 186H91L90 179ZM228 174L226 173V176ZM246 175V174H245ZM244 175V176H245ZM262 175V173H261ZM21 176V175H20ZM42 176V175H41ZM49 176V174H48ZM250 176V175H248ZM24 177V176H21ZM34 177V176H33ZM39 177V176H37ZM47 177V176H46ZM53 177V176H51ZM98 177V178H99ZM234 177V176H233ZM261 177V176H260ZM44 178V177H43ZM116 178V179H114ZM123 178V179H124ZM249 178V177H248ZM23 179V178H22ZM35 179V177H34ZM39 180V178H37ZM41 179V178H40ZM48 179V178H47ZM46 179V180H47ZM233 179V178H232ZM21 180V179H20ZM33 180V179H32ZM44 180V179H42ZM52 180V179H51ZM54 180V181H55ZM231 180V179H230ZM235 180V179H234ZM239 180V179H238ZM252 180V179H251ZM257 180V179H255ZM24 181V180H23ZM22 181V183H23ZM124 181V180H122ZM228 181V179H227ZM26 182V181H25ZM28 182V181H27ZM31 182V181H30ZM37 182V180H36ZM35 182V183H36ZM43 182V181H42ZM57 182V181H56ZM229 182V181H228ZM232 182V181H231ZM250 182V181H249ZM20 182V184H22ZM29 183V182H28ZM46 183V182H45ZM44 183V184H45ZM256 183V182H255ZM34 184V183H33ZM32 184V185H33ZM58 184V183H56ZM56 184L53 183V185ZM63 184V183H62ZM85 184V185H86ZM94 184V182H93ZM31 185V187H33ZM36 185H38L36 183ZM40 185V184H39ZM46 185V184H45ZM51 185V184H50ZM61 185V184H60ZM70 185V184H69ZM68 185V186H69ZM84 184H82L83 187ZM226 185V183H225ZM29 186V185H28ZM41 186V185H40ZM52 186V185H51ZM63 186V185H62ZM68 187L67 185H65ZM79 186V185H78ZM120 186V185H119ZM126 186V185H125ZM255 186V185H254ZM30 187V188H31ZM50 187V186H49ZM121 187V186H120ZM10 188V187H9ZM42 188V187H41ZM45 190V187L41 189ZM51 188V187H50ZM65 188V187H64ZM80 188V187H79ZM126 188V187H125ZM239 188V187H238ZM8 189V188H7ZM6 189V190H7ZM13 189V188H12ZM28 189V188H26ZM35 189V188H34ZM53 189V188H51ZM69 189V188H68ZM229 189V188H228ZM243 189V188H242ZM264 192V182L263 187L260 188ZM9 190V189H8ZM7 190V191H8ZM16 190V189H14ZM13 190V191H14ZM50 190V189H49ZM56 190V189H55ZM62 190V189H61ZM60 190V191H61ZM121 190V189H120ZM237 190V189H236ZM13 191L11 193L13 194ZM33 191V189H32ZM47 191V190H46ZM45 191V192H46ZM235 191V190H234ZM241 191V190H240ZM245 191V190H244ZM253 191V190H252ZM44 192V191H43ZM105 192V191H104ZM233 192V191H231ZM239 192V190H238ZM259 192V190H258ZM257 192V193H258ZM7 193V192H6ZM10 193V194H11ZM22 192H19V195ZM53 193V192H52ZM55 193V192H54ZM63 193V192H61ZM122 193V192H121ZM234 193V192H233ZM241 193V192H240ZM9 194V193H8ZM16 194L18 192L16 190ZM15 194V195H16ZM45 194V193H44ZM107 194V193H106ZM139 194L145 195L148 198L146 202L142 201L139 197ZM237 194V193H236ZM18 195V196H19ZM33 195V193L31 194ZM46 195H49L46 193ZM60 195V193H59ZM256 195V194H255ZM7 196V195H6ZM173 196V195H172ZM175 196V195H174ZM234 196V194L232 195ZM250 196V195H249ZM254 196V194L252 195ZM29 197V195H28ZM32 197V196H31ZM44 196L34 195L32 200L34 199L36 202H41V199ZM46 197V196H45ZM44 197V199H45ZM51 197V195H50ZM59 197V196H58ZM62 197V196H61ZM109 197V196H108ZM107 197V198H108ZM111 197V196H110ZM163 197V196H162ZM180 197V196H179ZM20 198V197H19ZM30 198V197H29ZM52 198V197H51ZM118 198V197H117ZM158 198V197H157ZM240 198V197H238ZM254 198V197H251ZM258 198V197H257ZM56 199V197H55ZM54 199V200H55ZM53 200V201H54ZM57 200V199H56ZM146 200V199H145ZM163 200V199H162ZM219 200V199H218ZM217 200V201H218ZM235 200V199H233ZM245 200V199H244ZM29 201V200H28ZM27 201V202H28ZM44 201V200H43ZM48 201V199L46 200ZM116 201V200H115ZM121 201V200H120ZM213 201V200H212ZM258 201V200H257ZM52 202V201H51ZM56 202V201H55ZM54 202V203H55ZM59 202V201H58ZM219 202V201H218ZM235 202V201H233ZM35 203V202H34ZM38 203V204H39ZM42 203V202H41ZM44 203V202H43ZM53 203V202H52ZM118 203V202H117ZM122 203V202H121ZM217 202H215L216 204ZM225 203V202H224ZM223 203V204H224ZM246 203V202H245ZM261 203V201H260ZM48 204V203H47ZM57 204V203H56ZM61 204V202H60ZM120 204V203H119ZM154 204V202H153ZM157 204V203H156ZM163 204V203H162ZM165 204V203H164ZM214 204V205H215ZM242 204V203H241ZM250 204V203H249ZM264 204V203H263ZM33 205V204H32ZM37 205V203L35 204ZM46 205V204H45ZM59 205V204H57ZM64 205V204H63ZM122 205V204H121ZM158 205V204H157ZM172 205V206H173ZM211 205V204H210ZM213 205V204H212ZM226 205V203H225ZM260 205V204H259ZM40 206V205H39ZM51 206V205H50ZM49 206V207H50ZM77 206V205H76ZM219 206V205H218ZM221 206V205H220ZM246 206V205H244ZM242 206V207H244ZM263 206V205H262ZM15 207V206H14ZM24 207L25 204H24ZM36 207V206H35ZM54 207V204L53 206ZM62 207V206H61ZM78 207V206H77ZM120 207V206H119ZM213 207V206H211ZM222 207V206H221ZM220 207V208H221ZM238 207V206H237ZM241 207V208H242ZM249 207V206H248ZM252 207V206H251ZM23 208V207H22ZM37 208V207H36ZM51 208V207H50ZM45 210L43 214H45L48 218L56 215L58 212H54L52 209ZM59 208V207H58ZM87 208V207H86ZM123 208V207H122ZM121 208V209H122ZM162 208V207H161ZM168 208V207H167ZM181 208V207H180ZM219 208V209H220ZM225 208V207H224ZM245 208V207H244ZM250 208V207H249ZM257 208V207H256ZM262 208V207H261ZM32 209V208H31ZM40 209V208H39ZM45 209V208H44ZM73 209V208H72ZM81 209V208H80ZM165 209V208H164ZM184 209V208H183ZM182 209V210H183ZM232 209V208H231ZM30 210V209H29ZM71 210V209H70ZM78 210V209H77ZM76 210V211H77ZM84 210V209H82ZM92 210V209H91ZM173 210V208H172ZM175 210V209H174ZM173 210V211H174ZM221 210V209H220ZM236 210V209H235ZM243 210V209H242ZM241 210V211H242ZM255 210V209H254ZM263 210V209H262ZM24 211V210H23ZM22 211V212H23ZM28 211V210H27ZM37 211V210H35ZM145 211V210H144ZM164 211V210H163ZM169 211V210H168ZM213 211V210H212ZM219 211V210H218ZM240 211V210H239ZM244 211V210H243ZM257 210H255L256 212ZM14 212V211H13ZM16 212V211H15ZM61 212V211H60ZM64 212V211H63ZM62 212V213H63ZM78 212V211H77ZM83 212V211H82ZM85 212V211H84ZM90 212V211H89ZM124 212V211H123ZM127 212V211H126ZM129 212V211H128ZM133 212V211H132ZM167 212V211H166ZM175 212V211H174ZM196 212V211H194ZM216 212V211H215ZM221 212V211H220ZM234 212V210H233ZM236 212V211H235ZM246 212V211H245ZM250 212V211H249ZM258 212V211H257ZM21 213V212H20ZM28 213V212H27ZM38 213V212H36ZM137 213V212H136ZM170 213V212H169ZM176 213V212H175ZM174 213V214H175ZM186 213V212H185ZM208 213V212H207ZM219 213V212H218ZM224 213V212H223ZM238 213V211H237ZM253 213V212H251ZM25 214V213H24ZM59 214V213H58ZM57 214V215H58ZM66 214V213H65ZM88 214V213H87ZM145 215V212L143 213ZM159 214V213H158ZM165 214V213H164ZM209 215L211 213H208ZM225 214V213H224ZM240 214V212H239ZM259 214V213H258ZM18 215V214H17ZM16 215V216H17ZM86 215V214H84ZM128 215V214H127ZM131 215V214H130ZM129 217L127 218H130ZM143 215V216H144ZM193 215V214H192ZM202 215V213H201ZM207 215V214H206ZM217 215V214H216ZM233 215V214H232ZM238 215V214H237ZM242 215V214H241ZM246 215V214H245ZM15 216V217H16ZM36 216V215H35ZM45 216V217H46ZM87 216V215H86ZM173 216V215H172ZM179 216V215H178ZM194 216H196L194 214ZM234 216V215H233ZM236 216V215H235ZM9 217V216H8ZM39 217V216H37ZM58 217V216H57ZM90 217V216H89ZM88 217V218H89ZM124 217V216H123ZM133 217V216H132ZM140 217V216H139ZM137 217V218H139ZM152 217V215H151ZM171 217V216H170ZM202 217V216H201ZM209 217V216H208ZM207 217V218H208ZM212 217V216H211ZM227 217V215H226ZM225 217V218H226ZM238 217V216H237ZM244 217V216H243ZM241 217V218H243ZM246 217V216H245ZM249 217V216H248ZM11 218V216H10ZM31 218V217H30ZM59 218V217H58ZM61 218V217H60ZM65 218V217H64ZM85 218V217H84ZM118 218V217H117ZM120 218V217H119ZM126 218V219H127ZM146 218V216H145ZM156 223L158 225L163 226L165 223L163 222V215H158ZM224 218V219H225ZM230 218V217H229ZM236 218V217H235ZM240 218V217H239ZM264 218V217H263ZM13 219V218H12ZM32 219V218H31ZM49 219V218H48ZM53 219V218H52ZM80 219V217L78 218ZM134 219V218H132ZM185 219V218H184ZM200 219V218H199ZM228 219V218H227ZM63 220V219H62ZM81 220V219H80ZM120 220V219H119ZM118 220V221H119ZM144 220V219H143ZM172 221V219H170ZM195 220V219H194ZM215 220V217H214ZM229 220V219H228ZM239 221L238 219H236ZM235 220V221H236ZM241 220V219H240ZM9 221V220H8ZM124 221V220H123ZM122 221V223H124ZM209 221V220H208ZM207 221V222H208ZM211 221V220H210ZM236 221V222H237ZM10 222V221H9ZM35 222V221H34ZM81 222V221H80ZM87 222V221H86ZM115 223V220L113 221ZM132 222V220L130 221ZM144 221L143 224H147L148 222ZM184 222V221H183ZM203 222V221H202ZM213 222V221H211ZM224 222V221H223ZM230 222V221H229ZM232 222V221H231ZM241 222V221H240ZM31 223V222H30ZM40 227H47L46 221L37 222ZM78 223V222H77ZM88 223V222H87ZM142 223V222H141ZM150 223V222H149ZM152 223V222H151ZM155 223V221H154ZM164 223V224H163ZM180 223V222H179ZM199 223V222H197ZM206 223V221H205ZM233 223V222H232ZM231 223V224H232ZM243 223V221H242ZM249 223V222H248ZM251 223V222H250ZM254 223V222H253ZM3 224V223H2ZM7 224V222H6ZM112 224V223H111ZM130 224V223H129ZM132 224V223H131ZM170 224V223H169ZM222 224V223H221ZM224 224V223H223ZM235 224V223H234ZM232 224L231 232H224L220 229L216 230L213 234H211L208 238L209 245H212L217 251V260L223 261L222 263H227L233 260L236 264H264V260L256 259L259 252L258 242H259V233L258 230L253 227H244L239 228ZM237 224V223H236ZM26 225V224H25ZM86 225V224H84ZM118 225V223H117ZM122 225V224H119ZM128 225V224H127ZM139 225V224H138ZM142 225V224H141ZM202 225V224H201ZM246 225V224H245ZM10 226V225H9ZM8 226V227H9ZM28 226V225H27ZM73 226V222L70 225H63L61 223H53L50 224L47 228H50L53 232H60L65 230L66 228ZM76 226V224L74 225ZM88 226V225H87ZM113 226V225H112ZM133 226V225H132ZM137 226V225H136ZM145 226V225H144ZM153 226V225H152ZM167 226V225H166ZM203 226V225H202ZM224 226V225H223ZM230 226V225H229ZM241 226V225H240ZM252 226V225H251ZM12 227V226H11ZM31 227V226H30ZM37 227V228H40ZM77 227V226H76ZM120 227V226H119ZM123 227V226H122ZM126 227V226H125ZM131 227V225H130ZM169 227V226H168ZM243 227V226H242ZM258 227V225H257ZM14 228V226H13ZM33 228V227H32ZM82 228V227H81ZM115 228V227H114ZM127 228V227H126ZM142 228V226L140 227ZM152 228V227H151ZM163 228V227H161ZM183 228V227H182ZM208 228V227H207ZM214 228V227H213ZM86 229V228H85ZM123 229V228H122ZM129 229V228H128ZM170 229V228H169ZM9 230V229H8ZM37 230V229H36ZM75 230V229H74ZM137 230V229H136ZM141 230V229H140ZM145 230V229H144ZM148 230V229H147ZM165 230V229H164ZM171 230V229H170ZM175 230V229H174ZM181 230V229H180ZM183 230V229H182ZM185 230V229H184ZM212 230V229H211ZM112 231V230H111ZM119 231V230H118ZM142 231V230H141ZM161 231V230H160ZM169 231V230H168ZM177 231V230H176ZM228 231V230H226ZM24 232V231H23ZM108 232V231H107ZM137 232V231H136ZM140 232V231H139ZM148 232V231H147ZM180 232V231H179ZM205 232V231H204ZM5 233V232H4ZM115 233V231H114ZM118 233V232H117ZM126 233V232H125ZM6 234V233H5ZM8 234V233H7ZM12 234V233H11ZM35 234V232H34ZM133 234V233H132ZM139 234V233H138ZM143 234V233H142ZM158 234V233H157ZM160 234V233H159ZM158 234V235H159ZM169 234V233H168ZM208 234V233H207ZM89 235H92L90 237ZM108 235V234H107ZM117 235V234H116ZM121 235V234H120ZM125 235V234H123ZM127 235H129L127 233ZM149 235V234H148ZM167 235V234H165ZM182 235V234H180ZM188 235V234H187ZM262 235V234H261ZM14 236V235H13ZM12 236V237H13ZM29 236V235H28ZM134 237V234L132 235ZM137 236V235H135ZM168 236V235H167ZM177 236V235H176ZM205 236V235H204ZM108 237V236H107ZM113 237V236H112ZM149 237V236H148ZM157 237V236H156ZM189 237V236H188ZM201 237V236H199ZM126 238H129L128 236ZM183 238V237H182ZM33 239V238H32ZM39 239V238H38ZM43 239V238H42ZM116 239V238H115ZM118 239V238H117ZM132 239V238H131ZM130 239V240H131ZM149 239V238H148ZM165 239V237H164ZM167 239V238H166ZM170 239V238H169ZM28 240V239H27ZM125 240V239H124ZM128 240V239H127ZM134 240V239H133ZM159 240V238H158ZM168 240V239H167ZM174 240V239H173ZM26 241V240H24ZM35 241V239H34ZM122 241V239H121ZM148 241V240H147ZM166 241V240H165ZM177 241V240H176ZM181 241V240H180ZM194 241V240H193ZM124 242V241H123ZM136 242V241H133ZM141 242V241H140ZM25 243V242H24ZM27 243V242H26ZM25 243V244H26ZM157 243V242H156ZM155 243V244H156ZM167 243V241H166ZM169 243V242H168ZM190 243V242H189ZM188 243V244H189ZM31 244V242H30ZM40 244V243H39ZM114 244V243H113ZM117 244V243H116ZM120 244V243H118ZM127 244V243H126ZM132 244V243H131ZM149 244V242H148ZM29 245V244H28ZM32 245V244H31ZM36 245V244H35ZM38 245V244H37ZM121 245V244H120ZM169 245V244H168ZM185 245V244H184ZM191 245V244H190ZM203 245V244H202ZM195 246L193 251L190 253L187 249L182 248L180 246L176 247V250L173 252V256L179 260L180 264H216V260L211 257L209 252L207 251L205 246ZM24 246V244H23ZM124 246V245H123ZM142 246V245H141ZM170 246V245H169ZM26 247V245H25ZM29 247V246H28ZM31 247V246H30ZM121 247V246H120ZM126 247V246H124ZM171 247V246H170ZM175 247V246H174ZM264 247V246H263ZM129 248V247H128ZM148 248V247H147ZM153 248V247H152ZM168 248V247H167ZM24 249V248H23ZM140 249V248H138ZM171 249V248H170ZM126 250V249H125ZM141 250V249H140ZM139 250V251H140ZM145 250V249H144ZM172 251V250H171ZM113 252V251H112ZM162 252V250H161ZM170 252V251H169ZM214 252V251H213ZM111 253V252H110ZM132 253V252H131ZM157 253V252H156ZM122 254V253H121ZM125 254V252H124ZM22 255V254H21ZM140 255V254H139ZM154 255V254H153ZM164 255V253H163ZM171 255V253H170ZM214 256V255H213ZM170 257V256H169ZM173 257V258H174ZM21 258V257H20ZM170 259V258H169ZM260 259V258H259ZM86 260V259H85ZM141 260V259H140ZM154 260V259H153ZM18 261V260H17ZM21 261V260H20ZM106 262V261H105ZM127 262V261H126ZM136 262V261H134ZM144 262V261H143ZM142 264H165V259L160 258L159 260L145 262ZM130 263V262H129ZM138 263V261H137ZM224 263V264H225ZM23 264V263H22ZM105 264H116L111 262H106ZM229 264V263H228Z\"/></svg>",
  "mask_w": 264,
  "mask_h": 264
}]
</instances>
